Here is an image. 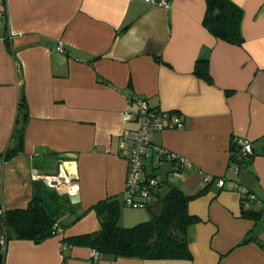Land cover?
Masks as SVG:
<instances>
[{"label":"crops","instance_id":"crops-1","mask_svg":"<svg viewBox=\"0 0 264 264\" xmlns=\"http://www.w3.org/2000/svg\"><path fill=\"white\" fill-rule=\"evenodd\" d=\"M232 1L243 11L239 45L203 24L206 0H0V208L26 207L33 172L57 173L63 164L67 189L40 180L84 212L41 241L8 239L2 264H264V0ZM197 61L207 62L210 80L194 72ZM128 95L184 115L181 129L153 131L151 141L191 162L178 175L171 162L157 169L171 177L160 193L169 184L199 192L187 204L198 218L187 227L191 258L92 260L91 247L61 241L100 228L93 204L111 196L122 202L128 160L120 134L137 126L121 119L136 108ZM18 124L21 150L3 159ZM236 137L252 144L245 160L231 157ZM206 175L213 180L204 182ZM238 185L256 196L247 208L258 218L243 213ZM156 200L150 213L132 216L122 204L119 224L151 217Z\"/></svg>","mask_w":264,"mask_h":264},{"label":"trees","instance_id":"trees-1","mask_svg":"<svg viewBox=\"0 0 264 264\" xmlns=\"http://www.w3.org/2000/svg\"><path fill=\"white\" fill-rule=\"evenodd\" d=\"M242 13V8L232 0H206L203 24L220 39L239 45L243 42ZM194 72L210 80L206 61H197ZM22 135L23 126L18 124L12 135L15 145L5 150L3 159H8L21 150ZM234 149L235 142L232 140L231 157L237 161L245 160L237 158ZM170 162L175 165V162ZM158 168L159 166L147 169L159 173ZM34 186L33 197L26 207L3 210L0 214V234H4L6 240L28 238L41 241L62 231L66 225L83 215L84 212L77 213L75 203L67 194L59 192L56 188L47 187L40 179ZM196 194L188 195L169 184L164 194L158 191L155 195L156 201L160 204L159 211L152 212L148 220L126 227L119 224L123 202L116 196L105 198L90 207L95 210L100 221V228L97 231L68 238L62 237L61 241L67 244V247L71 244L87 245L98 252V258L101 255L142 259L191 258L187 227L198 218L188 212L187 204ZM148 208L151 210L150 206ZM243 213L258 218L260 212L246 208L243 209ZM72 215H74L72 220L66 222L67 217ZM2 260L3 253L0 252V264Z\"/></svg>","mask_w":264,"mask_h":264},{"label":"built area","instance_id":"built-area-1","mask_svg":"<svg viewBox=\"0 0 264 264\" xmlns=\"http://www.w3.org/2000/svg\"><path fill=\"white\" fill-rule=\"evenodd\" d=\"M154 4L167 6L169 0H149ZM58 50H63L61 44L57 46ZM127 101L134 103L136 108H126L121 113L123 122L137 121L134 128H124L120 134L119 150L128 160V170L125 176L122 202L124 205L135 208H148L152 198L157 194L159 186L163 182L171 181V177H162L154 170L148 171L147 168L158 167L164 162H175L172 173L178 175L181 168L190 166L186 158L167 149L166 147L154 144L151 141L153 131L164 128L181 129L184 123V115L178 111L163 110L151 107L145 98L138 95H128ZM234 153L237 158H247L253 154L252 144L246 138L236 137ZM150 159L149 165L145 163L146 158ZM34 179H42L46 185L56 187L60 190L67 189L71 174L68 173L63 164L60 165L57 173L40 174L33 172ZM165 180V181H164ZM213 176H204V182H210ZM217 184L224 185V179L218 178ZM238 190L245 208L249 203L256 199V196L245 186L238 185ZM3 209L0 208V214ZM59 231L58 233H60ZM6 237L0 234V245L5 247ZM98 258V252L91 251V259Z\"/></svg>","mask_w":264,"mask_h":264},{"label":"rangeland","instance_id":"rangeland-1","mask_svg":"<svg viewBox=\"0 0 264 264\" xmlns=\"http://www.w3.org/2000/svg\"><path fill=\"white\" fill-rule=\"evenodd\" d=\"M167 190L166 187H163L162 191H161V194H164L165 191ZM124 210H125V213L128 215V216H132L134 214H136L138 211L139 212H148L150 213V211H148L146 208H144V210H140V209H136V208H131V207H126V206H123ZM153 212H158V207H154L153 208ZM148 218H146V220L150 219V214L147 216ZM142 221H145V220H142ZM126 227V226H125Z\"/></svg>","mask_w":264,"mask_h":264}]
</instances>
